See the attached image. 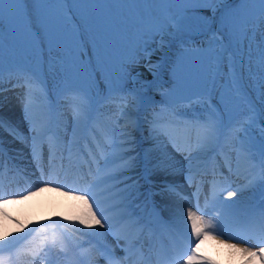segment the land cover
Segmentation results:
<instances>
[{"label": "rangeland", "instance_id": "1", "mask_svg": "<svg viewBox=\"0 0 264 264\" xmlns=\"http://www.w3.org/2000/svg\"><path fill=\"white\" fill-rule=\"evenodd\" d=\"M262 31L264 0H0V114L13 102L34 104L40 121L56 110L59 123L72 111L82 125L97 119L96 137L84 132L103 144L104 121L126 107L134 112L135 98L143 108L137 119L148 127L141 139L155 142L146 148L154 159L169 149L157 128L168 122L203 132L190 154L208 158L215 144L223 155L232 145L251 159L244 163L264 159V99L246 93L252 64L264 59ZM159 32L169 42L164 68L150 86L134 87L128 65L154 53ZM107 142L118 147L116 138ZM132 160L140 173L139 159Z\"/></svg>", "mask_w": 264, "mask_h": 264}, {"label": "bare ground", "instance_id": "2", "mask_svg": "<svg viewBox=\"0 0 264 264\" xmlns=\"http://www.w3.org/2000/svg\"><path fill=\"white\" fill-rule=\"evenodd\" d=\"M261 33L263 34L264 31ZM168 48L169 42L167 43L164 34L159 32L154 53L150 57L133 60L128 65L135 81L134 87H148L156 80L164 68L162 56L166 55ZM260 54H264L263 45ZM254 56L258 57L259 54ZM172 60L175 61L174 56ZM252 67L248 74L254 83L253 90L252 88L246 90V93L253 97L257 92L262 94L264 99V59L255 65L252 64ZM241 98L247 99V95L244 94ZM129 105L134 112L126 107L119 118L110 117L107 118V122L104 121L106 124L109 122V125L102 126L103 144H99L91 137L89 139L85 137L83 144L81 141H74V138L85 130L96 137L93 128L97 119L95 123L93 120L89 121L91 127H86L88 124L79 123L72 111L62 113V119L55 125L41 124L36 116H33L37 112L34 104L26 108L13 102L0 114V181L5 184L0 185V193L3 194L19 184L22 185L9 195L0 197L2 201L0 203V264H34L33 259L47 243L58 244L60 249L65 250L69 255V259L61 258L60 250L52 251L54 264L80 263L72 259L75 258L76 253L84 256L86 264H103L93 257V250L96 251L98 243L95 247L88 248L84 242L100 238L105 244L114 246V241L108 235L109 226L123 217L125 209L115 208L116 205L111 203L126 202L125 196H121V193L129 188L126 191L128 194L133 188L136 189L147 183L155 191L154 196L159 199L160 206L157 213L163 222V228L156 227L152 230L151 227L146 226L144 228V232H147L146 240L150 238L153 243L155 240H162L165 235L173 236L175 229H180L184 236L176 247L170 246L173 252L162 255L156 252L155 258L158 261L160 257L161 260H166L167 264L264 263V238L259 244L257 241L234 238L229 234L214 231L204 233L203 227L204 223L212 222L220 216L226 220H238L254 204L264 203V164L261 162L264 159L260 157L256 169L258 174L247 182L246 175L253 168L248 164L256 166L257 161L244 163L243 160L251 161V159L238 149V146L232 145L224 148L223 155L221 148L215 144L210 145L212 150L208 158L202 156L204 151L195 150L190 154L188 149L201 144L200 136L203 132L200 129L191 132L189 127L177 125L166 132L162 131L163 135H167L173 141L169 149L162 152L160 160L154 159L152 151L147 149L145 154L140 149L141 143H144L145 149H156L153 140L141 139L148 129L143 119H137L143 114L142 103L132 98ZM261 107V119H264V104ZM139 112L140 114L136 116ZM125 123L130 124L131 128L123 126ZM261 128L264 130V124L259 127ZM55 133L60 139L49 140ZM251 133L254 138H258L261 132L258 130L253 133L252 130ZM46 137L47 140L40 144L39 139ZM113 138L117 139V148L108 146L107 141ZM258 142L259 140L256 144ZM121 151H128L130 157L121 155ZM103 153H106V156L99 163ZM218 153L219 161L214 165L212 158H218L216 157ZM41 157L46 161H42ZM136 157L137 160L139 159V164L146 160L149 175L154 179V183L139 177L140 174L135 170L136 161L132 160ZM28 159L38 161L40 169L38 170L31 161H27ZM218 166H221L217 171L219 174L208 173L210 167L218 168ZM138 170L140 171V168ZM226 170L228 175L225 174ZM97 171L106 173L107 176L115 175L102 182L104 175H97ZM41 172L45 175L44 184L38 181V174ZM84 173L87 175L83 176ZM33 178H37L35 188L28 180ZM135 179L137 180L132 185L131 182ZM117 181L122 184L119 182L116 184ZM239 181L242 182L241 185L238 184ZM45 184L59 186L57 188L61 189H52ZM104 184L118 185L117 188L124 186L110 195V191L108 193L106 191L108 189L105 191L101 189ZM219 184V187L232 185L233 189L215 196L216 189L213 187ZM70 190L82 193H79L80 195L66 193ZM179 191H186L188 198L179 200ZM128 197L130 199L137 197L134 189ZM153 200L156 201L155 197ZM209 202L212 204L206 210H202ZM251 212L253 214L241 225V230L264 233V209ZM119 229L123 232L129 231L126 233L127 237L139 234L138 228L132 227L126 221L119 225ZM124 240L127 249L130 248L129 240L126 238ZM151 246L150 243L146 247L149 249ZM121 252L119 251L120 254ZM155 258L151 264L158 263L155 262Z\"/></svg>", "mask_w": 264, "mask_h": 264}]
</instances>
